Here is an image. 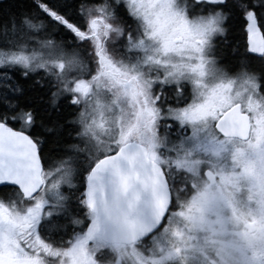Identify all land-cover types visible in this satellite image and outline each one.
<instances>
[{
    "label": "snow or ice",
    "instance_id": "obj_1",
    "mask_svg": "<svg viewBox=\"0 0 264 264\" xmlns=\"http://www.w3.org/2000/svg\"><path fill=\"white\" fill-rule=\"evenodd\" d=\"M0 264H264V0H0Z\"/></svg>",
    "mask_w": 264,
    "mask_h": 264
},
{
    "label": "trees",
    "instance_id": "obj_2",
    "mask_svg": "<svg viewBox=\"0 0 264 264\" xmlns=\"http://www.w3.org/2000/svg\"><path fill=\"white\" fill-rule=\"evenodd\" d=\"M246 37L241 32L239 26H237L228 37L227 42H225L221 48L224 54V59L221 62L222 66L232 67L236 63V58L245 52L244 43ZM255 65L256 62L253 61Z\"/></svg>",
    "mask_w": 264,
    "mask_h": 264
}]
</instances>
